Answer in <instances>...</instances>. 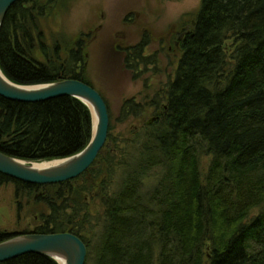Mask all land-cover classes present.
Masks as SVG:
<instances>
[{
  "label": "trees",
  "instance_id": "obj_1",
  "mask_svg": "<svg viewBox=\"0 0 264 264\" xmlns=\"http://www.w3.org/2000/svg\"><path fill=\"white\" fill-rule=\"evenodd\" d=\"M54 2L10 8L1 68L22 85L78 79L93 86L85 78L88 38L80 33L66 56L61 43L45 39L40 18ZM192 17L171 43L177 64L156 95L122 104L121 121L149 108L155 120L134 128L122 146L110 124L95 162L72 180L38 185L0 173V188L13 184L17 198L34 195L49 208L35 230L19 233H74L87 246L85 264H264V0H201ZM149 35L124 47L128 69L157 59L145 53ZM92 130L90 109L75 97L25 103L0 96L7 155L66 157L89 143ZM89 195L100 200L95 214ZM19 233L0 231V242ZM0 264L58 263L28 253Z\"/></svg>",
  "mask_w": 264,
  "mask_h": 264
},
{
  "label": "rangeland",
  "instance_id": "obj_2",
  "mask_svg": "<svg viewBox=\"0 0 264 264\" xmlns=\"http://www.w3.org/2000/svg\"><path fill=\"white\" fill-rule=\"evenodd\" d=\"M200 3L201 0H55L40 18L47 43H61L63 56L80 33L88 38L85 78L104 96L111 133L120 146L134 128L155 117L153 108H149L145 115L121 121L123 102L134 98L148 103L167 81L179 56L171 43L183 37L185 32H179L181 27L190 29ZM145 32L150 34L145 53L151 56L157 53L158 57L150 58L148 69L142 64L143 70L132 71L126 66L124 47L140 41ZM107 145L112 152H118L113 142ZM203 160L206 168L208 158ZM88 199L91 213L99 212L100 200L91 195ZM48 212V206L35 202L34 195L17 198L13 184L0 188V231H33L40 224L41 215ZM257 213L254 210L251 216Z\"/></svg>",
  "mask_w": 264,
  "mask_h": 264
},
{
  "label": "water",
  "instance_id": "obj_3",
  "mask_svg": "<svg viewBox=\"0 0 264 264\" xmlns=\"http://www.w3.org/2000/svg\"><path fill=\"white\" fill-rule=\"evenodd\" d=\"M20 0H0V31L10 8ZM182 37H180L181 39ZM0 96L25 103H37L62 96L75 97L84 102L92 115V137L79 152L49 161L19 159L0 151V173L11 178L38 185L58 184L77 178L97 159L107 141L110 115L101 93L78 79L22 85L9 79L0 65ZM96 118V123H95ZM155 118L148 121L151 123ZM52 163V164H45ZM87 246L69 231L58 233H19L0 242V262L28 253L44 255L58 264H85Z\"/></svg>",
  "mask_w": 264,
  "mask_h": 264
},
{
  "label": "bare ground",
  "instance_id": "obj_4",
  "mask_svg": "<svg viewBox=\"0 0 264 264\" xmlns=\"http://www.w3.org/2000/svg\"><path fill=\"white\" fill-rule=\"evenodd\" d=\"M95 123H96V118H95ZM45 164H52V163H45ZM62 264H64L63 262H61Z\"/></svg>",
  "mask_w": 264,
  "mask_h": 264
},
{
  "label": "flooded vegetation",
  "instance_id": "obj_5",
  "mask_svg": "<svg viewBox=\"0 0 264 264\" xmlns=\"http://www.w3.org/2000/svg\"><path fill=\"white\" fill-rule=\"evenodd\" d=\"M127 47H129V46H127ZM127 47H126V48H127ZM113 50H115V48H113ZM124 54H125V57H126V53H125V52H124Z\"/></svg>",
  "mask_w": 264,
  "mask_h": 264
}]
</instances>
